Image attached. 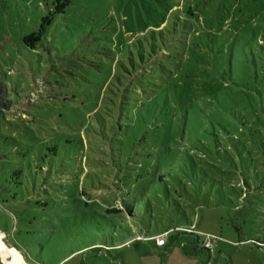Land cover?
<instances>
[{
  "label": "rangeland",
  "instance_id": "1",
  "mask_svg": "<svg viewBox=\"0 0 264 264\" xmlns=\"http://www.w3.org/2000/svg\"><path fill=\"white\" fill-rule=\"evenodd\" d=\"M66 4L0 0V264H264V23L206 74L151 59L145 32L173 6L264 0Z\"/></svg>",
  "mask_w": 264,
  "mask_h": 264
},
{
  "label": "trees",
  "instance_id": "2",
  "mask_svg": "<svg viewBox=\"0 0 264 264\" xmlns=\"http://www.w3.org/2000/svg\"><path fill=\"white\" fill-rule=\"evenodd\" d=\"M70 2L71 0H67V4L64 7L62 6V9H59L57 12L60 14L64 13L65 8L70 5ZM210 7L201 10L195 6L188 8L183 6V8L177 9L173 6L159 13L155 18V26L145 30L150 35L154 36L157 34L162 36V48H158L157 45H150L151 59L155 55H166L168 53V57L172 56L173 59H176L178 65H180L181 60H184L186 67H190L191 72L199 70L206 74L210 71L213 64L221 68L225 65L229 66V61L233 58V51L235 52L244 48L243 44L248 42L247 38L250 36V31L244 23L248 25L249 23L247 22L250 20L253 22L251 24L254 25L258 21L260 28L253 31L254 37L257 34L263 35L264 11L246 16L242 14L235 15L231 12L225 13L224 11L217 12L213 9V5H210ZM234 23H236L234 27L235 31H233V26L231 25ZM45 27L42 26L36 35L26 37L24 42L27 45L39 43L43 36H45ZM144 38L147 40L145 36ZM139 43L141 45V41ZM177 44L181 45L178 50H176ZM176 103H179V101H176ZM12 108L13 103L9 98L8 88L2 76H0V113L11 111ZM164 119L162 117V121ZM163 178L162 175L159 176L160 181H163ZM122 208H126L129 214L133 212V207H125L124 203L122 204ZM107 212L112 214L122 212V210L109 209ZM130 215L132 216V214ZM186 221L188 224L190 223L188 218H186ZM139 238L144 237L140 236ZM17 250L20 252L19 249Z\"/></svg>",
  "mask_w": 264,
  "mask_h": 264
},
{
  "label": "built area",
  "instance_id": "3",
  "mask_svg": "<svg viewBox=\"0 0 264 264\" xmlns=\"http://www.w3.org/2000/svg\"><path fill=\"white\" fill-rule=\"evenodd\" d=\"M157 243H158V246H159V247H165L166 244H167L165 238H159ZM211 246H212V243H209V244L206 246V248H211Z\"/></svg>",
  "mask_w": 264,
  "mask_h": 264
}]
</instances>
